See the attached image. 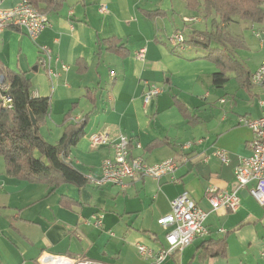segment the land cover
Returning a JSON list of instances; mask_svg holds the SVG:
<instances>
[{"label":"crops","instance_id":"1","mask_svg":"<svg viewBox=\"0 0 264 264\" xmlns=\"http://www.w3.org/2000/svg\"><path fill=\"white\" fill-rule=\"evenodd\" d=\"M17 1L0 0L4 7ZM37 7L47 15L46 27L37 39L16 27L0 33V64L25 73L32 96L50 98L40 127L48 142L57 143L69 125L84 123L67 162L88 181L55 188L26 181L8 173L0 154V264H43L46 254L103 264H264V206L246 189L238 192L236 210L213 209L209 199L212 187L236 188L235 169L251 154L254 136L241 119L264 114V89L239 80L238 90L224 91L227 81L213 82L221 67L209 51L172 43L176 33L187 37L212 28L214 14L208 15L203 0H37ZM226 29L228 47L252 75L264 59V21L233 17ZM257 38L261 54L251 66ZM152 85L161 91L146 103ZM97 133L108 136L109 144L93 146L90 136ZM121 135L141 144L133 152L148 164L187 161L158 179L95 184L90 176L100 177ZM188 143L193 145L183 148ZM218 148L229 151L230 163L215 155ZM185 191L208 212L209 235L158 262L169 245L158 220ZM220 239H226L225 254L210 255L204 245Z\"/></svg>","mask_w":264,"mask_h":264},{"label":"built area","instance_id":"2","mask_svg":"<svg viewBox=\"0 0 264 264\" xmlns=\"http://www.w3.org/2000/svg\"><path fill=\"white\" fill-rule=\"evenodd\" d=\"M102 11L107 7L102 6ZM47 15L30 0H18L12 7H4L0 2V33L9 27L23 29L32 39H37L47 25ZM186 37L183 33H176L172 38V43L176 46L184 44ZM46 53L50 50L46 46L42 48ZM144 56V50L139 53ZM44 65L46 60H42ZM251 82L264 89V59L258 69L252 73ZM9 84L0 76V105L6 108L13 107V98L8 93ZM161 89L157 85H152L145 95V102L154 99ZM264 105V102H262ZM254 133L249 142L251 154L241 158L240 164L235 169L237 186L234 190H219L212 187L209 190V199L213 209L226 207L236 210L240 204V189H246L248 192L264 206V114L257 118H242ZM90 140L93 146L109 144V138L103 134H92ZM193 143H188L183 148H190ZM114 156L107 158L102 164V173L100 177L90 176V181L97 185L115 184L125 186L128 179L136 176H150L161 178L168 174H174L178 168L187 161L186 157L182 159H167L157 164H148L143 157L134 154V147L141 148L139 142H133L126 135H121L118 142L114 145ZM215 155L228 164L231 161L228 150L218 148ZM208 157V156H207ZM206 157V159H207ZM208 212L201 208L189 195L188 192L179 194L171 202V210L166 215L159 218L158 222L166 230L168 247L160 251L157 260L164 261L176 251L184 249L196 238H204L209 235V230L205 226V220ZM141 254L146 253V247L139 246ZM264 260V250L261 253ZM43 264H103L93 260L72 259L65 256L46 254L42 257Z\"/></svg>","mask_w":264,"mask_h":264},{"label":"trees","instance_id":"3","mask_svg":"<svg viewBox=\"0 0 264 264\" xmlns=\"http://www.w3.org/2000/svg\"><path fill=\"white\" fill-rule=\"evenodd\" d=\"M30 1L37 6V0ZM46 1L57 5L61 0ZM203 6L208 15L214 14L212 28L192 30L183 43L209 51V56L220 65V71L213 77L214 84L222 86L229 79L226 73L233 70L237 78L248 86L251 74L228 47L231 40L227 37L226 28L235 16L254 23L263 22L264 0H203ZM0 76L9 84L8 93L13 98L12 108L0 105V154L4 157L8 173L30 182H45L51 188L62 183L86 184L87 177L67 162L71 146L84 133V123L69 125L57 143L48 142L40 127L50 113V98L32 96L31 80L23 72L0 64ZM204 246L210 255L215 256L225 254L227 242L226 239L212 240Z\"/></svg>","mask_w":264,"mask_h":264},{"label":"rangeland","instance_id":"4","mask_svg":"<svg viewBox=\"0 0 264 264\" xmlns=\"http://www.w3.org/2000/svg\"><path fill=\"white\" fill-rule=\"evenodd\" d=\"M235 17H237V16H235ZM237 18H239V17H237ZM198 27H200V26H198ZM198 27L196 26V28H198ZM248 35L251 38V35L249 33H248ZM259 42H260V40L258 38L254 39V41H252V44L254 45V46L253 45L252 46H253L254 49H253L252 52H250V58L251 59H250L249 62L252 63V64L249 63V65H251V66L253 64H256V62L258 61L259 56L261 54V50L259 48ZM232 72H233L232 70L231 71L229 70V72L226 73L229 79H230L229 74H231ZM237 84H238V86H237ZM224 87H225V89L223 88L224 91H236V90H238L237 89L238 87L239 88L241 87V81H239V79L237 78V73L236 72H235V76L233 78H231V80H228Z\"/></svg>","mask_w":264,"mask_h":264},{"label":"water","instance_id":"5","mask_svg":"<svg viewBox=\"0 0 264 264\" xmlns=\"http://www.w3.org/2000/svg\"><path fill=\"white\" fill-rule=\"evenodd\" d=\"M31 116H32L33 123L36 124V119H35L34 115L31 114Z\"/></svg>","mask_w":264,"mask_h":264}]
</instances>
